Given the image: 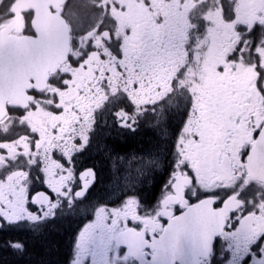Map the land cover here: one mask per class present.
<instances>
[{
	"label": "flooded vegetation",
	"instance_id": "flooded-vegetation-1",
	"mask_svg": "<svg viewBox=\"0 0 264 264\" xmlns=\"http://www.w3.org/2000/svg\"><path fill=\"white\" fill-rule=\"evenodd\" d=\"M18 1L0 0V32L12 23L13 9ZM219 2L220 0H152L151 10L138 0H70L69 6L63 5L61 16L70 30L69 54L79 57L84 51L83 46L89 40H94L97 49L109 56V62L105 63L93 54L88 61V70L84 71L73 69L66 61L55 73L50 74L46 87L40 90V100H33L27 94L31 99L27 101L25 108H7L6 116L0 121V141L14 143L0 145L8 149L7 156H0V172L27 169L30 174L28 183L33 187H41L45 174L30 165H38L43 160L46 169L51 170L55 167L49 155L53 149L64 152L74 150L72 138L87 133L93 105H98L105 99L104 93L98 89V81L103 79L105 72L111 73L109 84L113 94L123 89L129 91V95L137 103H145L147 96L157 86L162 87L165 93L175 88L179 103L177 107L165 106L163 114L152 115L149 112L141 115L138 120L134 114L133 119L137 120L134 129L119 125L115 116L118 109L112 103L97 110L94 123L90 125L87 133L85 146L72 159L76 177L73 181L74 191L83 180L85 195L75 199L73 204H69L62 197H56L54 212L45 213L39 220H30L23 216L21 222L4 223L2 228L21 227L34 230L52 221H62L72 232L70 252L73 261L79 251L76 247L77 240L82 245L87 237L89 229L84 225L95 208L120 201L127 195H136L143 200L159 185L157 207L145 213L142 225L145 235L160 233L164 218L158 217L156 213L159 211V201L167 195L170 176L166 172L171 161L176 158L172 146L176 130L184 118L185 105L193 100L195 102L194 114L189 123V131L195 132L199 127L200 117L203 116L202 107L211 96L215 85L222 79L216 68L223 62L230 48L240 40L234 26L239 22L253 27L264 21V0H229L236 12V19L231 22L224 18L225 14L221 12ZM116 3L121 5V10L113 7L109 11L107 6ZM33 20L32 11L24 12L21 23H17L9 34L34 36ZM89 28L92 30L87 36H83L82 33ZM95 28L106 29L105 35L100 36ZM240 29L249 48L253 45H264V24L255 26L251 32L244 31L243 26ZM109 33L114 34L112 51L106 49L102 43ZM161 40L164 42L163 46L157 43ZM77 44L80 45L79 48ZM121 49L125 56L123 62L116 60V52ZM252 59L255 62L254 56ZM121 63L125 66L126 75L117 71V65ZM97 70L99 76L95 75ZM69 72L73 77L69 88L59 91L58 84L53 81H60V77ZM146 79L151 81L150 88L145 87ZM250 79H254V73L244 66L229 74V80L237 85ZM137 82L141 83V88L138 91L131 90L133 83ZM191 84L196 85L195 89ZM92 88H97L99 95H94ZM81 90L84 95H80ZM57 94L60 96L61 105L66 109L61 116H55L51 111ZM255 99L257 119H264V102L259 97ZM32 104L38 105L36 111L31 110ZM73 107L84 118L81 125L74 126L78 117L71 111ZM10 108L19 111L10 115ZM21 111L25 114L20 115ZM196 112H200V116ZM58 127L60 134L54 136L53 129ZM65 133L69 134L67 138ZM30 134H38L40 137L37 145L39 151L36 153L29 151L32 141L26 137ZM242 143L244 139L233 134L229 148ZM18 148H22V155L17 154ZM24 156H29L30 159L25 161ZM6 159L8 167H5ZM256 199L260 197L257 196ZM248 211H255L252 203L244 209L245 213ZM130 214L134 215V210ZM243 215L244 213L234 219L232 224L235 226L242 223ZM177 223L178 220L171 219L170 227H175ZM218 224L217 219L203 231L211 234L219 228ZM94 227L108 228L119 238L142 239L120 222L106 220L103 213ZM165 230H169V226H165ZM216 247L212 264H228L230 260L231 264H256L257 260L264 258V253L256 246L243 258L237 256L234 259L224 250L219 238ZM87 264H91L90 259ZM175 264H195V261L190 255L180 252L175 258Z\"/></svg>",
	"mask_w": 264,
	"mask_h": 264
},
{
	"label": "snow or ice",
	"instance_id": "snow-or-ice-1",
	"mask_svg": "<svg viewBox=\"0 0 264 264\" xmlns=\"http://www.w3.org/2000/svg\"><path fill=\"white\" fill-rule=\"evenodd\" d=\"M138 2H142L145 8L151 10L152 0ZM69 4L70 0H65V5ZM107 7L109 11L113 7L121 10L119 3ZM219 8L228 22L236 19L235 9L229 4V0H220ZM50 11L55 14L57 9L51 8ZM261 24H264V21H261ZM240 26L249 32L255 27L239 22L234 26L240 40L230 48L223 62L216 68L222 79L215 85L211 96L202 107L203 116L200 117L199 127L195 132L189 131L195 102L193 100L185 105L184 118L176 130L172 146L176 158L171 161L166 172V175L170 176L167 195L159 201V211L156 213L158 217L164 218L160 233L152 232L150 236L145 235L142 225L145 213L157 207V193L160 191L157 185L143 200L136 195H127L120 201L95 208L91 218L84 225L89 229L88 235L82 245L80 240H77L76 247L79 251L71 264H76L77 261L79 264H87L89 259L91 264H175V258L180 252L193 257L195 264H212L217 250V238L222 242L224 250L231 254L232 259L237 256L243 258L251 253L253 246L264 253V180L250 178L251 170L264 173V119H257L255 99L259 97L261 102H264V45H253L249 48L242 38ZM91 30V28L85 30L82 35L87 36ZM95 31L103 37L106 29L95 28ZM33 35H36L34 30ZM113 35L109 33L102 40L104 47L109 51H112ZM157 43L163 46L164 42L161 40ZM79 47L77 44V48ZM83 47L84 51L79 57L71 54L67 57L73 69L87 71L88 61L93 54L101 61L109 62V56L97 49L94 40H89ZM124 59L122 49L116 52L117 61L123 62ZM240 66L247 67L253 72L254 79L237 85L236 82L229 80V74ZM124 67L123 63L117 65V71L121 75H126ZM95 75L99 76V70ZM72 79L70 72L64 73L60 81L53 83L58 84L59 91H64L69 88ZM110 79L111 73L105 72L103 79L98 81V89L104 93L105 99L98 105H93L87 133L90 131V125L94 123L97 110L110 103L118 109L115 116L119 125L133 129L141 115L149 112L152 115L163 114L165 106L177 107L179 103L176 100L175 88L165 93L159 86L147 96L145 103H137L129 95V91L120 89L113 94ZM144 84L146 88L151 87V81L147 79ZM140 88L141 83L137 82L133 83L131 90L138 91ZM92 92L99 95L97 88H92ZM27 94L33 100L42 98L41 91L36 88H29ZM80 95H84L83 90ZM52 104L53 115L61 116L65 113L66 109L61 105L58 94ZM37 107V104L30 105L32 111H36ZM18 111L16 108H10L9 114ZM71 111L78 117L74 126L81 125L84 118L79 110L73 107ZM24 114L20 112V115ZM134 114L137 120L133 119ZM195 114L200 116V112ZM87 133L72 138L74 150L71 152L52 150L49 155L55 167L51 170L46 169L43 160L38 165H30L45 174L41 187H33L28 183L30 174L27 169L0 172V228L4 223L19 222L18 218L23 216L30 220H39L45 213L54 212L56 197H62L69 204H73L75 199L85 195L83 180L80 187L74 191L73 181L76 177L72 159L75 153L85 146ZM59 134V127L53 129L54 136ZM233 134L241 136L244 143L230 149ZM68 136L69 134L65 133V138ZM26 139L32 141L29 144L30 153L38 152L39 135L30 134ZM4 143L14 141H0V145ZM16 151L18 155L23 154L22 148ZM7 154L8 149L0 146V156ZM29 159V156H24L25 161ZM8 166L6 159L5 167ZM257 196L260 199H256ZM249 203L255 206V211L245 213L244 209ZM132 210L134 215L130 214ZM102 213L106 220L120 222L123 227L130 229L142 239H123L108 228L94 227ZM242 213H244L242 223L234 226L232 221ZM173 218L179 223L171 228L170 220ZM217 219L219 228L211 234H206L200 221L207 220L212 223ZM90 220L92 223H89ZM165 226H169V230L166 231ZM7 243L13 249L20 251L24 249L22 243L12 241ZM228 264H231V260ZM256 264H264V258L257 260Z\"/></svg>",
	"mask_w": 264,
	"mask_h": 264
},
{
	"label": "water",
	"instance_id": "water-1",
	"mask_svg": "<svg viewBox=\"0 0 264 264\" xmlns=\"http://www.w3.org/2000/svg\"><path fill=\"white\" fill-rule=\"evenodd\" d=\"M64 4L65 0H19L15 4L12 23L0 32V121L8 107L25 108L31 99L28 89H44L50 74L67 61L70 30L61 16ZM51 8L57 9L55 14ZM29 11L34 13L36 35H10L11 29L21 23L23 13ZM250 177L264 180V173L251 170ZM203 221V229L209 228L210 222Z\"/></svg>",
	"mask_w": 264,
	"mask_h": 264
},
{
	"label": "trees",
	"instance_id": "trees-1",
	"mask_svg": "<svg viewBox=\"0 0 264 264\" xmlns=\"http://www.w3.org/2000/svg\"><path fill=\"white\" fill-rule=\"evenodd\" d=\"M8 241L22 243L23 251L9 247ZM71 246L72 232L62 221L34 230L4 227L0 229V264H71Z\"/></svg>",
	"mask_w": 264,
	"mask_h": 264
},
{
	"label": "rangeland",
	"instance_id": "rangeland-1",
	"mask_svg": "<svg viewBox=\"0 0 264 264\" xmlns=\"http://www.w3.org/2000/svg\"><path fill=\"white\" fill-rule=\"evenodd\" d=\"M3 16V15H2ZM191 87L193 88V89H195V87H196V85L195 84H191ZM19 219V222H21L22 221V219H24V218H18Z\"/></svg>",
	"mask_w": 264,
	"mask_h": 264
}]
</instances>
